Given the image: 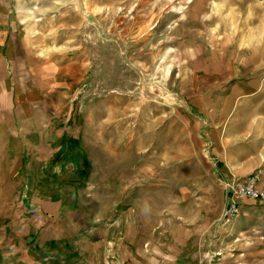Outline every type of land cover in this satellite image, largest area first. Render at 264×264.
Listing matches in <instances>:
<instances>
[{
	"label": "rangeland",
	"instance_id": "1",
	"mask_svg": "<svg viewBox=\"0 0 264 264\" xmlns=\"http://www.w3.org/2000/svg\"><path fill=\"white\" fill-rule=\"evenodd\" d=\"M264 0H0V264H264Z\"/></svg>",
	"mask_w": 264,
	"mask_h": 264
},
{
	"label": "built area",
	"instance_id": "2",
	"mask_svg": "<svg viewBox=\"0 0 264 264\" xmlns=\"http://www.w3.org/2000/svg\"><path fill=\"white\" fill-rule=\"evenodd\" d=\"M224 187L229 193V200L223 215L230 219L238 214L236 197H244L259 202L264 201V169L258 166L245 179L226 182Z\"/></svg>",
	"mask_w": 264,
	"mask_h": 264
}]
</instances>
